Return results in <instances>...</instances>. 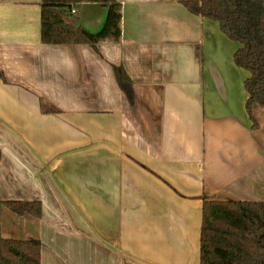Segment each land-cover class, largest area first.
I'll return each instance as SVG.
<instances>
[{"label": "crops", "instance_id": "obj_1", "mask_svg": "<svg viewBox=\"0 0 264 264\" xmlns=\"http://www.w3.org/2000/svg\"><path fill=\"white\" fill-rule=\"evenodd\" d=\"M41 1L0 0V201L41 206L3 207L1 235L39 239L40 264H200L203 198L264 202L238 44L188 0H117V39L44 44ZM75 8L102 28L106 7Z\"/></svg>", "mask_w": 264, "mask_h": 264}, {"label": "trees", "instance_id": "obj_2", "mask_svg": "<svg viewBox=\"0 0 264 264\" xmlns=\"http://www.w3.org/2000/svg\"><path fill=\"white\" fill-rule=\"evenodd\" d=\"M83 2L107 8L99 31L87 30L72 16L71 9ZM183 4L191 13L218 22L223 34L238 44L233 61L249 73L244 80L245 109L257 127L254 109L264 107V0H188ZM40 19L44 44L95 47L120 34L117 0H42ZM113 71L132 103L129 78L121 67L113 66ZM3 207L36 218L41 214L39 201H0V210ZM201 212L200 264H264V202L203 198ZM40 250L39 239L5 238L0 233V264H40Z\"/></svg>", "mask_w": 264, "mask_h": 264}, {"label": "built area", "instance_id": "obj_3", "mask_svg": "<svg viewBox=\"0 0 264 264\" xmlns=\"http://www.w3.org/2000/svg\"><path fill=\"white\" fill-rule=\"evenodd\" d=\"M71 13L72 14L76 13V8L75 7L71 9Z\"/></svg>", "mask_w": 264, "mask_h": 264}]
</instances>
